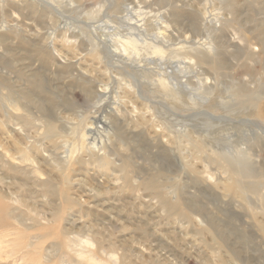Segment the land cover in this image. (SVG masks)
<instances>
[{
  "label": "rangeland",
  "instance_id": "obj_1",
  "mask_svg": "<svg viewBox=\"0 0 264 264\" xmlns=\"http://www.w3.org/2000/svg\"><path fill=\"white\" fill-rule=\"evenodd\" d=\"M129 11L166 29L162 55L126 48L138 70L98 41L153 40ZM105 88L102 148H76ZM79 237L101 261L264 264V0H0V264H96Z\"/></svg>",
  "mask_w": 264,
  "mask_h": 264
},
{
  "label": "bare ground",
  "instance_id": "obj_2",
  "mask_svg": "<svg viewBox=\"0 0 264 264\" xmlns=\"http://www.w3.org/2000/svg\"><path fill=\"white\" fill-rule=\"evenodd\" d=\"M49 4H51V3H49ZM132 14L134 17L131 16ZM127 15L129 17L125 15L126 19H128V23L126 24V26L130 31H132V32L138 31V33H140V32L147 31V28L150 26V29H153L156 31L155 34L153 35L154 39L153 40L149 39L150 41H147L145 39L139 38L140 36H138V38H139L138 41L140 40V42H141V45H138L137 40L135 38H133V36H135V35L137 36V33L135 34L133 32V34H130L128 37H126V38L124 37V39H123L124 41H121L119 39L116 40V39H114V36H116V35L120 36V39L123 38V36L115 33L116 32L115 28H112L111 31L108 30L107 32H103L98 41L100 42L101 45H104V43H109L111 41H115L117 43L122 42L121 50H119L118 48H115V49L110 50V53L118 54L117 57H119L120 63H122L124 65L126 64L129 67L138 70L137 67L140 66V63L142 61L135 63V61L131 60L132 56H131V54L127 53L126 48L131 47V49L134 53H142L143 52L144 54L162 55L164 53V50L161 47V45L159 46L157 43L159 41H163L166 38V36L163 34V32H165L164 30H166V29L162 28L160 18L157 15L152 17V18H154L153 20H150V18H148L146 16H141L142 12H139V11H137L135 13H132L131 11H129V13ZM205 21H206V19H205ZM213 21L216 23L219 22L217 17L215 19H213ZM94 29L95 30L99 29V26H94ZM144 33H142V34H144ZM199 47L206 50V51H210L212 48L211 44L206 42V41L199 43ZM194 49H198V47L195 46ZM156 69H157V71L161 72L162 67H157ZM160 72H157L158 73L157 75H159V77H160L159 83L161 84L160 86H162V85H165L166 82H164V81H167V80L162 79V75ZM106 89L107 88H105L104 90L97 93L99 96V102L97 103L96 108L93 111L91 116H85L84 117L82 115H79V118L82 119L84 121V123H83V126L78 131L79 138L76 141V142H78L76 148L80 147L81 149L84 148V149H88V150L91 149V150H97V151L102 148L103 142L105 141V138L107 135L106 126L108 124V121L106 120L104 115L100 113V111L97 112V108H100L103 105L104 101L110 97L107 95ZM118 106H119V102L115 100V101H111L109 103V105H106L105 107H106V110H108L109 112H113V110L116 109L115 107L118 108ZM85 120H87V121H85ZM49 128H51V127H49ZM50 131H51V129H50ZM75 143L73 142V145ZM72 152H73V150H72ZM72 155H73V153H70L69 155L67 154V156H64L63 159H65V160L70 159ZM200 219L196 217V220H198V222L202 221ZM79 240H78V242L80 243L79 255L83 259H85L86 262L91 261V262H95L96 264H132V263H130V261H128V262L124 261L122 263L118 262V259L116 258V256L114 254H112V256L110 255L111 259L108 261L98 260V259H96L95 253L98 251L99 247H96V245H95V247L93 246V243L91 242L92 241L91 238L87 237V238L81 239L80 241ZM97 244H99V243H97ZM91 247H94V250ZM78 248H79V246H78ZM110 256H108V257L110 258Z\"/></svg>",
  "mask_w": 264,
  "mask_h": 264
}]
</instances>
